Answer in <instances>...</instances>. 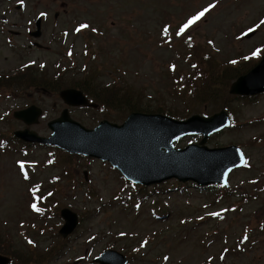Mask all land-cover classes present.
<instances>
[{"label": "rangeland", "instance_id": "obj_1", "mask_svg": "<svg viewBox=\"0 0 264 264\" xmlns=\"http://www.w3.org/2000/svg\"><path fill=\"white\" fill-rule=\"evenodd\" d=\"M204 9L209 11L177 35ZM38 16L42 33L34 38L29 31ZM261 21L264 0H0V78L29 74L28 81L14 82L23 83L18 87H0V140L7 139L0 145V238L21 258L13 264H98L93 258L108 248L122 252L128 264H264V94L252 100L227 89L235 97L227 108L235 125L207 139L209 147L238 145L247 158L228 175V189L175 187V179L140 186L99 159L11 138L24 127L12 111L31 104L43 112L30 128L44 136L51 132L47 121L64 107L86 127L101 119L121 123L125 116L116 111L62 102L59 89L85 75L102 87L128 86L168 113L210 115L224 103L196 102L173 79L190 73L187 44L200 45L220 68L230 67L235 58L240 63L264 53ZM250 29L255 34L245 38ZM252 60L242 73L255 65ZM48 80L53 92L43 93ZM28 82L43 86L36 90ZM200 138L183 136L173 145ZM45 201L50 209L40 215L33 202ZM62 207L80 217L65 239L56 231Z\"/></svg>", "mask_w": 264, "mask_h": 264}, {"label": "water", "instance_id": "obj_2", "mask_svg": "<svg viewBox=\"0 0 264 264\" xmlns=\"http://www.w3.org/2000/svg\"><path fill=\"white\" fill-rule=\"evenodd\" d=\"M40 22L39 17L37 30L31 35H40ZM254 33L251 31L245 37ZM228 92L234 95L264 92V54L251 69L231 82ZM59 96L68 106H98L78 88H63ZM41 113L39 107L31 105L14 111L13 116L29 126L38 122ZM229 123L228 114L223 109L209 116L191 114L185 119L134 111L120 124L103 119L89 128L71 118L65 107L58 117L47 122L51 130L48 136H41L28 127L15 130L13 135L26 142L53 145L69 154L106 161L127 180L143 186L172 178L180 183L193 182L199 187L219 183L226 186L230 171L244 164L243 152L237 145L209 147L206 142L210 135ZM195 134L201 135L197 143L174 147L173 142L178 138ZM84 176L87 179L86 172ZM60 215L64 223L58 232L65 238L77 226L78 215L67 207L61 208ZM10 260L9 256L0 254V264H8ZM94 261L99 264H127L126 256L113 249L104 250Z\"/></svg>", "mask_w": 264, "mask_h": 264}, {"label": "trees", "instance_id": "obj_3", "mask_svg": "<svg viewBox=\"0 0 264 264\" xmlns=\"http://www.w3.org/2000/svg\"><path fill=\"white\" fill-rule=\"evenodd\" d=\"M202 49L203 48L198 44H194L192 42L187 44V51L185 54L187 56L190 73H188V75L179 73L173 79L179 82L183 87V90L187 91L189 93V97L196 102H204L209 98L210 101H222L225 105L223 108H229L230 106L228 104L231 97L233 99L235 97L228 96L227 89L231 81L245 70L246 65H249L251 60L229 64L230 67L220 68L219 64L214 60V57L208 51H204V49ZM252 61L255 62L256 60ZM222 74L224 75L221 78ZM28 77L29 74L26 75L23 73L21 75L15 74L3 79L0 78V85L7 88L18 87L17 85H22L23 83L19 84L14 82H22L23 80L28 81ZM96 81L97 79L93 75H85L76 80L72 86L81 89L92 99V101L98 103L100 108L118 112V116H126L128 113L133 111L165 113L166 115L174 118H185L188 116H183V114H185L183 113L185 112L183 109H177L175 113H168L163 111L165 110L164 106L157 105L152 107L150 104L143 102V95H140L136 91L133 92L128 86L111 84L102 87ZM59 82V79L54 81V83ZM56 86L57 85H55V87ZM191 113L192 112L190 111L189 114ZM113 119H121V117ZM0 136L3 137L5 135L0 133ZM175 184L176 183L172 186H175ZM176 186L181 185L177 184ZM208 188H214V190L218 188L224 189L220 186H210ZM165 189L166 187H164V190ZM157 191L160 192L163 191V189ZM44 205L45 203L40 204V208L43 212H46L49 209L45 208L46 206ZM1 239L2 238H0V253L11 256V264L15 263L18 259L21 261V258L14 253L15 251L8 249L7 240ZM38 254L35 253L34 255Z\"/></svg>", "mask_w": 264, "mask_h": 264}, {"label": "snow or ice", "instance_id": "obj_4", "mask_svg": "<svg viewBox=\"0 0 264 264\" xmlns=\"http://www.w3.org/2000/svg\"><path fill=\"white\" fill-rule=\"evenodd\" d=\"M212 7H214V5ZM208 11H209V9H204L203 11L198 13L196 16H194L191 19H189L188 22L181 27L179 32H177V35H182L191 25H193L197 21H199ZM261 23L264 24V21H261ZM87 27H88V25H81V28H87ZM77 31H80V28H78ZM250 31H252V29H250ZM167 33H168V29L165 28L164 29V34L167 35ZM257 54L258 53H254L253 55H257ZM241 159L243 161V156L241 157ZM243 162L245 164H247V161H243ZM20 167H21V170L24 169V164L22 162L20 163ZM32 207H33L34 210H37V211L39 210V209H37L35 204H33ZM216 215H219V214H216ZM245 239H247V236H245ZM29 243H31V241H29Z\"/></svg>", "mask_w": 264, "mask_h": 264}, {"label": "flooded vegetation", "instance_id": "obj_5", "mask_svg": "<svg viewBox=\"0 0 264 264\" xmlns=\"http://www.w3.org/2000/svg\"><path fill=\"white\" fill-rule=\"evenodd\" d=\"M46 78H47V77H46ZM48 81H49V84H50V85H49V84H46L44 87H42L43 85L38 86V85H33L32 83H29V82H28V87H29V86H36V87H35L36 90L42 87V88H43V89H42V92L44 91L43 93H45V92H49L48 90L52 91V90L50 89V87H51V85H52L53 82H52V80H48ZM0 86H3V85H0ZM47 86H48V87H47ZM3 88H4V86H3ZM52 92H53V91H52ZM257 97H258V96H253V97H251V99H252V100L255 99V98L257 99Z\"/></svg>", "mask_w": 264, "mask_h": 264}]
</instances>
